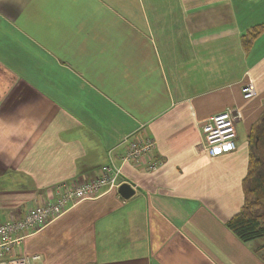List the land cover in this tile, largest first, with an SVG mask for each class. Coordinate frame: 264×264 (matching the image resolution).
<instances>
[{
  "label": "crops",
  "instance_id": "crops-1",
  "mask_svg": "<svg viewBox=\"0 0 264 264\" xmlns=\"http://www.w3.org/2000/svg\"><path fill=\"white\" fill-rule=\"evenodd\" d=\"M229 110L238 148L212 158L202 126ZM263 114L264 0H0V221L109 163L135 192L79 204L19 255L264 264V239L244 244L226 227L244 204L249 136ZM147 138L159 168L122 166L128 145Z\"/></svg>",
  "mask_w": 264,
  "mask_h": 264
},
{
  "label": "built area",
  "instance_id": "built-area-1",
  "mask_svg": "<svg viewBox=\"0 0 264 264\" xmlns=\"http://www.w3.org/2000/svg\"><path fill=\"white\" fill-rule=\"evenodd\" d=\"M242 94L247 100L256 96V89L252 82L243 86ZM236 120L237 116L232 110L209 118L201 129L202 151L212 158L235 152L238 148ZM156 146V141L152 138L131 142L126 154L121 158L122 166L136 164L146 167L149 172H155L161 165L154 158ZM121 168H116L109 163L102 167L99 177L89 181L78 180L70 185L61 186L60 193L47 203L38 205L18 217L12 216L5 221H0V259L7 258L0 264H43L41 256L19 255L18 248L27 238L59 220L79 204L101 198L113 190H118L124 184L134 188L127 182L119 184L123 176Z\"/></svg>",
  "mask_w": 264,
  "mask_h": 264
},
{
  "label": "trees",
  "instance_id": "trees-1",
  "mask_svg": "<svg viewBox=\"0 0 264 264\" xmlns=\"http://www.w3.org/2000/svg\"><path fill=\"white\" fill-rule=\"evenodd\" d=\"M257 33L245 39L246 47ZM249 147L248 173L243 181L244 204L241 211L226 223L227 229L244 244L264 239V115L253 127Z\"/></svg>",
  "mask_w": 264,
  "mask_h": 264
},
{
  "label": "water",
  "instance_id": "water-1",
  "mask_svg": "<svg viewBox=\"0 0 264 264\" xmlns=\"http://www.w3.org/2000/svg\"><path fill=\"white\" fill-rule=\"evenodd\" d=\"M119 194L122 198L128 200L135 195V192L129 185L124 184L119 188Z\"/></svg>",
  "mask_w": 264,
  "mask_h": 264
},
{
  "label": "rangeland",
  "instance_id": "rangeland-1",
  "mask_svg": "<svg viewBox=\"0 0 264 264\" xmlns=\"http://www.w3.org/2000/svg\"><path fill=\"white\" fill-rule=\"evenodd\" d=\"M264 115V114H263ZM262 119V118H261ZM261 119L255 124V126L261 121Z\"/></svg>",
  "mask_w": 264,
  "mask_h": 264
}]
</instances>
